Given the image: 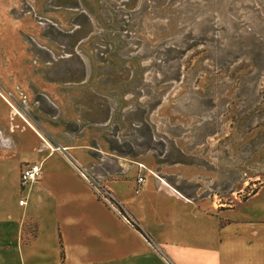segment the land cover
Here are the masks:
<instances>
[{
	"label": "rangeland",
	"instance_id": "1",
	"mask_svg": "<svg viewBox=\"0 0 264 264\" xmlns=\"http://www.w3.org/2000/svg\"><path fill=\"white\" fill-rule=\"evenodd\" d=\"M13 1L0 4V91L43 142L87 156L80 174L102 187L110 147L126 172L222 218L261 215L264 0ZM3 171L12 194L18 170Z\"/></svg>",
	"mask_w": 264,
	"mask_h": 264
},
{
	"label": "crops",
	"instance_id": "2",
	"mask_svg": "<svg viewBox=\"0 0 264 264\" xmlns=\"http://www.w3.org/2000/svg\"><path fill=\"white\" fill-rule=\"evenodd\" d=\"M109 150L115 166L97 163L100 184L152 244L87 184L79 169L87 156L43 142L0 91V264H264V208L261 215L222 218L224 209L186 198L154 175L144 174L138 185ZM10 162L18 170L12 194L2 177ZM30 163L40 164L41 174L22 187L19 174ZM30 219L34 233L24 240Z\"/></svg>",
	"mask_w": 264,
	"mask_h": 264
},
{
	"label": "built area",
	"instance_id": "3",
	"mask_svg": "<svg viewBox=\"0 0 264 264\" xmlns=\"http://www.w3.org/2000/svg\"><path fill=\"white\" fill-rule=\"evenodd\" d=\"M39 174H40V165L39 164L31 163V164L25 165L22 168V170L20 171V174H19V183H20V185L22 187L27 186L30 182L34 181L39 176ZM81 174L84 176L83 178L85 180H87L88 182H92L93 183L92 177L91 176L89 177V174H87V173L86 174L81 173ZM137 181L138 182L143 181V177H141V176L137 177ZM94 185H95V190L97 192V195L101 199H103L109 206L114 205L115 208L118 207L117 209H119V206L116 203V200H114L112 194L109 191L104 190L103 187H98V185L96 183ZM23 203H24V200L20 199L19 200V204H23ZM127 221L130 223L129 220H127Z\"/></svg>",
	"mask_w": 264,
	"mask_h": 264
},
{
	"label": "trees",
	"instance_id": "4",
	"mask_svg": "<svg viewBox=\"0 0 264 264\" xmlns=\"http://www.w3.org/2000/svg\"><path fill=\"white\" fill-rule=\"evenodd\" d=\"M119 206V208L121 209V210H123L122 209V207L120 206V205H118ZM135 226V228L140 232V233H142L146 238L148 237V235L145 233V232H143V230L139 227V226H137V225H134Z\"/></svg>",
	"mask_w": 264,
	"mask_h": 264
}]
</instances>
